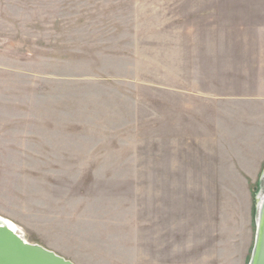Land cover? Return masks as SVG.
<instances>
[{"label": "rangeland", "instance_id": "1", "mask_svg": "<svg viewBox=\"0 0 264 264\" xmlns=\"http://www.w3.org/2000/svg\"><path fill=\"white\" fill-rule=\"evenodd\" d=\"M264 171V0H0V216L75 264H247Z\"/></svg>", "mask_w": 264, "mask_h": 264}, {"label": "water", "instance_id": "2", "mask_svg": "<svg viewBox=\"0 0 264 264\" xmlns=\"http://www.w3.org/2000/svg\"><path fill=\"white\" fill-rule=\"evenodd\" d=\"M263 186L254 200L255 236L247 264H264V171ZM0 264H75L39 244L30 243L0 216Z\"/></svg>", "mask_w": 264, "mask_h": 264}, {"label": "bare ground", "instance_id": "3", "mask_svg": "<svg viewBox=\"0 0 264 264\" xmlns=\"http://www.w3.org/2000/svg\"><path fill=\"white\" fill-rule=\"evenodd\" d=\"M10 223V226L14 229V230H17V231H22L15 223H13L11 220L7 219Z\"/></svg>", "mask_w": 264, "mask_h": 264}]
</instances>
